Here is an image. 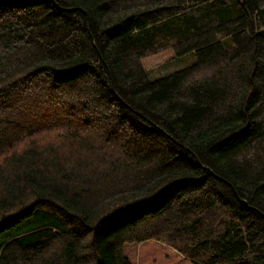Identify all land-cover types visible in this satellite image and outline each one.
Returning <instances> with one entry per match:
<instances>
[{
  "label": "trees",
  "instance_id": "trees-1",
  "mask_svg": "<svg viewBox=\"0 0 264 264\" xmlns=\"http://www.w3.org/2000/svg\"><path fill=\"white\" fill-rule=\"evenodd\" d=\"M149 239L264 264V0H0V264Z\"/></svg>",
  "mask_w": 264,
  "mask_h": 264
},
{
  "label": "rangeland",
  "instance_id": "rangeland-1",
  "mask_svg": "<svg viewBox=\"0 0 264 264\" xmlns=\"http://www.w3.org/2000/svg\"><path fill=\"white\" fill-rule=\"evenodd\" d=\"M197 60L194 52L181 56L171 48L143 57L142 64L150 80H155L180 69L193 65ZM123 252L129 264H192L168 245L149 239L141 243H125Z\"/></svg>",
  "mask_w": 264,
  "mask_h": 264
}]
</instances>
